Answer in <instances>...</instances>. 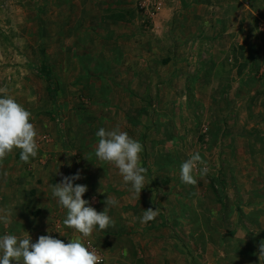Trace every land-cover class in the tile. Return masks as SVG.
Listing matches in <instances>:
<instances>
[{"label":"rangeland","instance_id":"rangeland-1","mask_svg":"<svg viewBox=\"0 0 264 264\" xmlns=\"http://www.w3.org/2000/svg\"><path fill=\"white\" fill-rule=\"evenodd\" d=\"M12 1L1 9L0 96L31 113L38 149L28 163L19 149L0 161L16 167L0 173V237L75 239L51 185L79 173L88 206L117 201L113 223L81 240L103 264H261L264 0H162L152 14L137 0ZM117 125L143 148L140 198L95 156L97 131ZM194 152L209 172L186 185L180 166ZM149 208L158 216L141 224Z\"/></svg>","mask_w":264,"mask_h":264},{"label":"clouds","instance_id":"clouds-1","mask_svg":"<svg viewBox=\"0 0 264 264\" xmlns=\"http://www.w3.org/2000/svg\"><path fill=\"white\" fill-rule=\"evenodd\" d=\"M30 118L31 113L13 98L0 96V161H3L14 149L20 150V160L24 163L36 157L37 132ZM96 135L99 138L95 148L96 158L118 169L123 183L131 185L129 191L132 198H140L142 190L146 187L147 173V169L140 164L142 145L130 138L119 125L112 130L100 128ZM196 171H199L201 176H206L209 172L207 163L199 152L190 154L189 158L181 164V182L186 185H195ZM79 179L81 176L77 173L71 177H64L61 183L51 185L52 196L62 208L67 210L63 223L74 230L75 239H71L66 244L51 235H42L36 243H32L29 234L26 238L6 234L0 237V264H12L13 261L16 264H98L97 254L90 251L81 240L91 236L97 226L103 231L113 223L108 212L110 207L117 204V201L107 195L104 211L97 212L95 208L88 206L90 202L83 198L88 191L87 186L74 184V181ZM100 189L99 192L103 194ZM155 196L154 191L153 200ZM158 213L157 208L143 211L141 224L146 225L153 221ZM0 221L4 224L9 222L7 216L0 217ZM48 231L52 232V229ZM235 233L236 239H239L240 233L238 231ZM259 260L261 264H264V241L259 245Z\"/></svg>","mask_w":264,"mask_h":264},{"label":"crops","instance_id":"crops-1","mask_svg":"<svg viewBox=\"0 0 264 264\" xmlns=\"http://www.w3.org/2000/svg\"><path fill=\"white\" fill-rule=\"evenodd\" d=\"M5 1L6 0H0V18H1V15H6V14H8L9 12L7 11V13L5 12L4 13V10H1V9H5L4 8V6H5ZM10 1V3H9V5H7V6H9L10 8L11 7H14V8H16L17 7V4L15 3V2H13L12 0H9ZM6 4H7V2H6ZM18 15V14H17ZM10 18H11V16H10ZM24 21H17V22H13V21H11L10 22V26H9V29H11L12 28V26H14L13 27V29H16V30H18V29H23V26L25 25V23H23ZM23 25V26H22ZM22 27V28H21ZM20 69V71H16V68H15V71H14V73L13 74H15V76H18V78H19V83H20V85H22V83H26V79L25 78H22L23 77V75H25V74H27L29 71L27 70V69H25L24 71H22V69L21 68H19ZM12 74V75H13ZM26 80V81H25ZM23 81H25V82H23ZM16 167L15 166H12V165H8V166H4V167H0V173H2V174H11V172H15V169ZM31 172V170L29 169V168H27V169H25V173H24V176H25V183L28 185V186H30L31 188H40L42 185H40V183H39V179L38 178H35V177H32L31 175H29V173ZM10 180L8 181V182H10L11 184H10V186L9 187H11V185L14 183V182H16L15 181V179L12 177H10L9 178ZM47 182H49V180L47 179ZM15 184V183H14ZM2 187V186H1Z\"/></svg>","mask_w":264,"mask_h":264},{"label":"built area","instance_id":"built-area-1","mask_svg":"<svg viewBox=\"0 0 264 264\" xmlns=\"http://www.w3.org/2000/svg\"><path fill=\"white\" fill-rule=\"evenodd\" d=\"M137 1L139 8L146 13H150V14L157 13L161 11L163 8L162 0H137ZM89 250L94 251L97 254L99 258L98 264H103L104 260L102 257L99 256L96 250H94L93 247H90Z\"/></svg>","mask_w":264,"mask_h":264},{"label":"trees","instance_id":"trees-1","mask_svg":"<svg viewBox=\"0 0 264 264\" xmlns=\"http://www.w3.org/2000/svg\"><path fill=\"white\" fill-rule=\"evenodd\" d=\"M46 76H47V79H50V77L48 75H46Z\"/></svg>","mask_w":264,"mask_h":264}]
</instances>
